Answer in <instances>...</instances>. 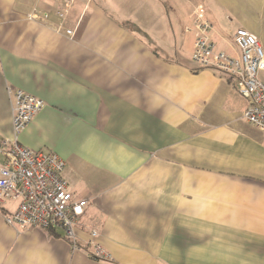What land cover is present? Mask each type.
Segmentation results:
<instances>
[{"label":"crops","instance_id":"0c3cea01","mask_svg":"<svg viewBox=\"0 0 264 264\" xmlns=\"http://www.w3.org/2000/svg\"><path fill=\"white\" fill-rule=\"evenodd\" d=\"M198 6L218 50L238 57L240 29L264 50V0H0V144L9 89L43 100L18 141L65 162L87 201L78 241L96 231L112 256L8 225L17 204L4 201L0 264H264V135L235 80L192 63Z\"/></svg>","mask_w":264,"mask_h":264},{"label":"built area","instance_id":"2783aa9c","mask_svg":"<svg viewBox=\"0 0 264 264\" xmlns=\"http://www.w3.org/2000/svg\"><path fill=\"white\" fill-rule=\"evenodd\" d=\"M69 3L57 11L58 18L66 17ZM32 12L28 19L46 20ZM195 43L192 63L199 70H214L235 80L238 94L247 100L244 120L264 135V83L259 74L264 71V50L254 34L240 29L233 36L238 57L216 48L211 39L212 24L202 6L193 13ZM72 36L71 30H66ZM13 112V139L3 140L0 150L4 164L0 166V202L17 204L15 211L4 217L5 222L19 230H56L63 233L73 252L83 251L97 261H111V254L99 243V234L92 231L91 239L81 246L77 238L80 218L87 201L74 199L62 177L65 162L53 152L33 151L21 145L19 136L45 108L40 98L22 90L9 89Z\"/></svg>","mask_w":264,"mask_h":264},{"label":"trees","instance_id":"16d2710c","mask_svg":"<svg viewBox=\"0 0 264 264\" xmlns=\"http://www.w3.org/2000/svg\"><path fill=\"white\" fill-rule=\"evenodd\" d=\"M196 70H199V69H196ZM48 231H53V232H55V233H56V230H48Z\"/></svg>","mask_w":264,"mask_h":264}]
</instances>
